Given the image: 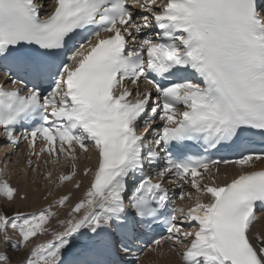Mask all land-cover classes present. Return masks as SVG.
<instances>
[{"label":"snow or ice","instance_id":"obj_1","mask_svg":"<svg viewBox=\"0 0 264 264\" xmlns=\"http://www.w3.org/2000/svg\"><path fill=\"white\" fill-rule=\"evenodd\" d=\"M0 74V130L29 169L63 157L46 176L79 190L78 152L96 154L72 205L8 214L27 196L0 178V264H264V169L245 170L264 160V0H0ZM221 164L241 171L218 183Z\"/></svg>","mask_w":264,"mask_h":264},{"label":"bare ground","instance_id":"obj_2","mask_svg":"<svg viewBox=\"0 0 264 264\" xmlns=\"http://www.w3.org/2000/svg\"><path fill=\"white\" fill-rule=\"evenodd\" d=\"M0 154H2V153H0ZM78 154H79L80 159L77 161V163H78V167L80 169V172H78V174H77V179L83 180V186L79 190L75 189L72 184L65 183L61 187H57L56 189H52L50 192L48 191L47 194L51 193V195L48 196L47 200L44 199L45 194H43L42 198H38L34 203H32L33 194H31L30 190L32 188H34L35 185L31 186V187H28L27 181L22 182V181H17V180H14V179L10 178L9 180H11L12 185L18 187L22 194H26L27 199H25V200L17 199L15 201V203L7 205L6 211L8 212V214H12L15 211H26V212L35 211L37 209H40L42 207L47 206L52 201L58 199L60 195L69 194V190L71 191L70 200L68 202L69 205H72L75 202H77V200L80 197H82V195H83L82 192L87 187L88 181L90 179V177H84L83 176L82 170L86 166L87 167H94L95 164H96V154H95L94 150L90 149L88 154H87V156L90 157V159L89 158H85V154H83V153H78ZM22 156H23V153H22V155L20 154L19 163L24 168V166H23L24 163H22L23 162ZM9 159L14 162L11 165L15 169L16 165L18 164V163H16V159L17 158H15L13 156V158L9 157ZM2 162H4V164H7L9 162L7 155H6L5 159H2V160L0 159V163H2ZM6 166L7 167L3 170V172L4 171L5 172H9V175H11L12 174V172H11L12 170L9 169L8 165H6ZM66 166H67V169H69L68 165H66ZM49 167H52V166L49 165ZM38 168H39V171L47 169L46 167L45 168L38 167ZM219 168H220V172H219V175L217 177V182H219V183H226L228 180L233 178L236 175V172L238 171L237 168H235V166L223 165L222 167H219ZM28 171L29 170H27V172ZM65 171L66 170H64V169H62V170L60 169L61 173L65 172ZM38 174L39 173H36L35 176H38ZM58 174H60V173H58ZM16 183H18V184H16ZM36 189L39 190L38 188H36ZM0 200L2 201V198H0ZM181 203L187 204L188 202L187 201H183ZM53 211H58L60 213V217L59 218H61V216H63L64 213L68 211V207L65 206L64 208H60L59 206H55L53 208ZM56 219L57 218H53L50 221V223L47 225V227L49 229L53 230L59 225V224H57ZM253 232L259 233L260 235L264 236V215H261L259 217V223H257L256 226L253 228ZM39 236L40 237L42 236V237H45V238H51V234L49 236L46 235V234L38 235L37 237H39ZM15 237H16V235H14L13 239ZM35 239H37V238L36 237L33 238L32 241L33 240L35 241ZM32 241L30 242L31 244H32ZM3 248L5 250V246L4 245H3ZM26 251H27V248L18 250L16 252H11L10 251L9 254L12 256L13 263H16L17 261H19L21 259V257L26 253ZM142 264H179V259H178V257H175L174 255L171 256V257L165 256V257L158 258V257L153 256L151 253H146L144 258H143Z\"/></svg>","mask_w":264,"mask_h":264},{"label":"rangeland","instance_id":"obj_3","mask_svg":"<svg viewBox=\"0 0 264 264\" xmlns=\"http://www.w3.org/2000/svg\"><path fill=\"white\" fill-rule=\"evenodd\" d=\"M84 154V153H83ZM19 160H20V155H19V157H17V159H16V163H18L17 165H16V168L14 169L13 167H12V163H14L12 160H10V163L8 162L6 165H8V167H9V169L10 170H12L11 172H12V174L10 175V177H8V178H12V179H14V180H17V181H22V182H24V181H27V185H28V187H31V186H34L35 185V187L34 188H32L31 190H30V192H31V194H33V198H32V203H34L38 198H42V195L43 194H45V195H48L47 194V192L49 191H51L52 189H54V188H57L56 186H54L52 183H50L49 182V180L47 179V178H44L43 179V177H41L40 178V176H39V174H38V176H35L36 175V173H37V171H36V169L38 170V168L36 167L35 168V170L33 171V173H32V171L31 170H29L27 173L25 172V171H23V167L20 165V163H19ZM63 161H64V159H63ZM62 161V165H61V167L60 166H57L58 168H60L61 170L62 169H64V170H66L65 172H67L69 169H67V166L66 165H69L70 164V160L69 161H64L63 162ZM47 164H49V162L47 163ZM57 167H55V166H53V167H49V165L46 167L47 169L46 170H48V169H50V168H53V169H56ZM8 169V168H7ZM8 169V170H9ZM20 169V170H19ZM4 170V169H3ZM36 171V172H35ZM58 171H60V170H58ZM54 172H56V171H53V174H54ZM14 173V174H13ZM58 173H61V172H58ZM56 174L57 176L59 175V174ZM66 183H68V182H66ZM16 184H18V183H16ZM71 184V183H70ZM63 186V185H62ZM53 187V188H52ZM61 187V186H60ZM36 188H38L39 190H37ZM50 188V189H49ZM55 191V190H54ZM53 191V192H54ZM84 192V191H83ZM83 192H82V194H83ZM1 201V200H0ZM13 209V208H12ZM15 210V209H14ZM13 210V211H14ZM30 212V211H29ZM66 213V212H65ZM64 213V214H65ZM61 218H64V215L63 216H61ZM51 230V229H50ZM53 230H56V231H59V230H61V227H60V225H58L55 229H53ZM9 233H10V235H12L13 233L11 232V230H9ZM46 235H50L51 233L49 232V233H45ZM13 237H14V235H12ZM17 237V238H16ZM15 237V239H19V237H18V235ZM37 239H35V241L33 240L32 241V244H36V243H39V242H43V241H45V240H47L48 238H45V237H36ZM19 250H21V249H19ZM0 251H4V248H3V244L2 243H0ZM13 264H16V263H13Z\"/></svg>","mask_w":264,"mask_h":264}]
</instances>
